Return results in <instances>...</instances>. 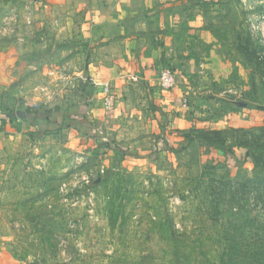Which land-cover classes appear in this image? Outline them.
<instances>
[{
    "label": "rangeland",
    "instance_id": "1",
    "mask_svg": "<svg viewBox=\"0 0 264 264\" xmlns=\"http://www.w3.org/2000/svg\"><path fill=\"white\" fill-rule=\"evenodd\" d=\"M134 1L102 37L0 0V264H264V0ZM165 68L247 122L175 138Z\"/></svg>",
    "mask_w": 264,
    "mask_h": 264
},
{
    "label": "crops",
    "instance_id": "2",
    "mask_svg": "<svg viewBox=\"0 0 264 264\" xmlns=\"http://www.w3.org/2000/svg\"><path fill=\"white\" fill-rule=\"evenodd\" d=\"M46 2L49 6L61 12L63 11L65 13L63 16L65 15V17L69 13L81 11V8H83L84 12L86 10L88 18L95 20L97 23L98 28L93 30L96 35L99 34L101 26L105 27V30L106 28L109 29L108 33L102 31V37L108 35L118 36L121 31H124L121 30V21H126V23L130 21L127 19L133 15L135 10L134 6L136 5L134 0H46ZM142 3L143 0L140 4ZM146 6L148 5L146 4ZM85 34H87V31L82 33L83 36ZM187 93L185 84L177 80L174 86L168 90L151 85L153 103L157 106L155 111L161 110L163 114L165 113L164 119L171 122V126L175 128L173 133L177 132L175 138L181 136L178 132L188 133L193 128H205L208 125L217 127L225 126L226 124L231 125L233 123L236 125L247 122L243 115H238L239 113H232L231 116H226L224 112L217 111V105L215 112L211 111V113L198 110L194 105L188 106L185 103L187 102L185 95ZM228 117H230V121H227L229 119Z\"/></svg>",
    "mask_w": 264,
    "mask_h": 264
},
{
    "label": "built area",
    "instance_id": "3",
    "mask_svg": "<svg viewBox=\"0 0 264 264\" xmlns=\"http://www.w3.org/2000/svg\"><path fill=\"white\" fill-rule=\"evenodd\" d=\"M175 73L168 69H162L157 76V84L161 89H171L175 84ZM102 102L107 109H110L112 104V94L108 86L102 88Z\"/></svg>",
    "mask_w": 264,
    "mask_h": 264
},
{
    "label": "trees",
    "instance_id": "4",
    "mask_svg": "<svg viewBox=\"0 0 264 264\" xmlns=\"http://www.w3.org/2000/svg\"><path fill=\"white\" fill-rule=\"evenodd\" d=\"M197 130H200L199 128H193V129H191L190 131H197ZM189 131V132H190ZM189 132L187 133H182L183 134V136L184 137H186V138H188V135H189ZM187 146V143H183L182 145H181V147H186ZM163 150V148L161 149H158V151H162Z\"/></svg>",
    "mask_w": 264,
    "mask_h": 264
}]
</instances>
